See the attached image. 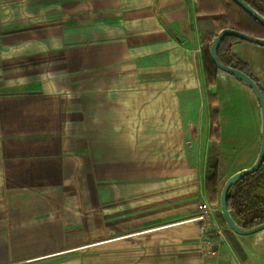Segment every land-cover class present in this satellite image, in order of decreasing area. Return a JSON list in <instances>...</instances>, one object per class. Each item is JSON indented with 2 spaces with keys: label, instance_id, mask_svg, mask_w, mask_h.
<instances>
[{
  "label": "crops",
  "instance_id": "crops-1",
  "mask_svg": "<svg viewBox=\"0 0 264 264\" xmlns=\"http://www.w3.org/2000/svg\"><path fill=\"white\" fill-rule=\"evenodd\" d=\"M221 14L197 0H0V264H264V229L207 218L189 164L198 119L223 132L198 106L205 90L260 118L230 74L206 86L201 34ZM230 50L264 95V45Z\"/></svg>",
  "mask_w": 264,
  "mask_h": 264
},
{
  "label": "rangeland",
  "instance_id": "rangeland-1",
  "mask_svg": "<svg viewBox=\"0 0 264 264\" xmlns=\"http://www.w3.org/2000/svg\"><path fill=\"white\" fill-rule=\"evenodd\" d=\"M225 13L222 12L220 18H224ZM218 27V25H217ZM218 29V28H216ZM211 33L213 36L217 33ZM212 40V39H211ZM211 43V42H210ZM208 44V54H209ZM215 67V71H216ZM213 85V84H210ZM207 86V84H206ZM210 88V87H209ZM213 93L209 90H205L204 98L198 95V106H202L205 117L208 116V104H209V112L216 117V124H218V117L220 118V123L223 126V132L219 133L218 127H214L210 132L205 125V122L200 118L195 122L194 132L187 135L186 139L188 140V148H189V164L190 168L193 169L194 175L196 177V181L198 182L199 187L204 188V179L207 173V165L208 163L214 164L217 163V191L215 193L214 202H210L206 198V217L210 218L211 221H215L214 216H220L221 221L225 222L222 214L220 213L219 207V194L220 189L225 181V179L232 174L234 171L249 166L255 159L259 147L260 141V118H254V112L251 110L250 106L245 102V99L240 100L239 104H237V98L234 95H230L232 101L223 103L222 109L218 110V106L213 99ZM228 96H225V99L228 100ZM203 99L201 102L200 100ZM204 99H207L206 102ZM208 102V104H207ZM216 109V110H215ZM202 113V112H201ZM200 114V112H199ZM198 114V115H199ZM200 116V115H199ZM257 116V114H256ZM253 117V118H252ZM227 127V128H224ZM230 127V128H229ZM209 132V133H208ZM84 184H80L83 186ZM100 184H93L94 192L97 191L96 187ZM89 187V184H87ZM98 196V195H97ZM100 199L99 197L94 198V241L95 239H99L100 237V229H99V215L100 212L97 213L95 210L96 205H98ZM99 210V209H98ZM99 214V215H98ZM219 214V215H218ZM234 218L235 216L232 215ZM219 217V220H220ZM218 218V217H216ZM236 220V218H235ZM237 221V220H236ZM240 224V222H238ZM229 227V226H228ZM94 264H101L99 262H94Z\"/></svg>",
  "mask_w": 264,
  "mask_h": 264
},
{
  "label": "trees",
  "instance_id": "trees-1",
  "mask_svg": "<svg viewBox=\"0 0 264 264\" xmlns=\"http://www.w3.org/2000/svg\"><path fill=\"white\" fill-rule=\"evenodd\" d=\"M244 1L264 16L263 0ZM197 2L199 11L225 13L224 18L217 20L218 30L231 27L253 36L264 37V26L233 0H197ZM211 39L210 34H201L202 62L207 85L213 84L215 81V66L209 57L207 48ZM236 40L242 39L232 35H227L222 39L217 50L218 59L226 65L244 71L255 80L244 62L237 59L230 50L231 43ZM212 121L215 122L216 119L212 117ZM217 169L216 162L214 164L208 163L204 186L210 202H214L217 191ZM226 203L228 210L242 227L250 228L264 222V159L256 171L246 174L229 188Z\"/></svg>",
  "mask_w": 264,
  "mask_h": 264
},
{
  "label": "water",
  "instance_id": "water-1",
  "mask_svg": "<svg viewBox=\"0 0 264 264\" xmlns=\"http://www.w3.org/2000/svg\"><path fill=\"white\" fill-rule=\"evenodd\" d=\"M233 1L237 5H239L245 12H247L251 17H253L261 25L264 26V16L260 14L258 11H256L252 6H250L246 1L244 0H233ZM227 35H232L239 39H242V40L257 44V45H264V37H257V36H253L251 34L245 33L235 28L224 27L218 30L217 33L213 36L211 43H210V47H209V57L212 63L214 64V66L216 67V69L230 74L235 79H237L238 81L246 85L254 94L257 100L258 106H259L260 141H259L257 155L254 161L249 166H245V167H242L234 171L232 174H230L225 179V181L223 182L221 186L220 194H219L220 213L222 214L229 228L236 234L248 235V234H252L257 231L263 230L264 222L258 223L250 228L242 227L241 224H239L235 220V218L232 216V214L228 210L226 199H227V193H228L229 188L234 183H236L239 179L245 176L246 174L256 171L264 159V95L258 83L251 76H249L244 71L238 68L222 63L218 59L217 50H218L219 44L222 41V39Z\"/></svg>",
  "mask_w": 264,
  "mask_h": 264
}]
</instances>
